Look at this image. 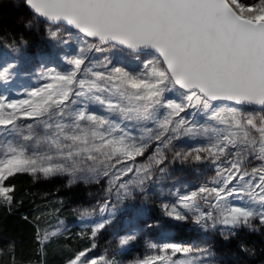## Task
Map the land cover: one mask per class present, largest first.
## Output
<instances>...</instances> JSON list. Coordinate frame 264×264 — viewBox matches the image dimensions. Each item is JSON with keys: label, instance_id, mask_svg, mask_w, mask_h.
<instances>
[{"label": "snow or ice", "instance_id": "snow-or-ice-1", "mask_svg": "<svg viewBox=\"0 0 264 264\" xmlns=\"http://www.w3.org/2000/svg\"><path fill=\"white\" fill-rule=\"evenodd\" d=\"M23 5L42 43L0 37V209L23 207L18 174L97 193L72 223V196L22 214L28 242L5 239L0 264H48L54 245L60 264H229L224 244L248 264L251 236L264 244V0Z\"/></svg>", "mask_w": 264, "mask_h": 264}, {"label": "trees", "instance_id": "trees-1", "mask_svg": "<svg viewBox=\"0 0 264 264\" xmlns=\"http://www.w3.org/2000/svg\"><path fill=\"white\" fill-rule=\"evenodd\" d=\"M27 15L23 0H0V37H3L5 32H8L10 37H18L23 34L29 40V46H34L37 43L38 32H29L25 29L23 21ZM4 44L5 41L0 39V46H4ZM12 183L16 185L17 196L24 201V204L15 215L7 214L3 209H0V243L7 238L24 237L27 244L30 229L21 219L22 214L31 212L33 215H39V210L47 211L52 207H59L62 198L67 200L72 196V201L64 208L63 215L66 220L74 221V213L71 208L75 207L77 203H88L89 200L87 187L76 188L73 186V190L70 192L62 187L61 180L57 178L33 180L27 174H18L12 178ZM75 230L74 228L73 232ZM251 240L256 241L257 254L247 258L248 264H260L264 259V244L260 243L259 234L251 236ZM71 243L75 245L77 241L73 240ZM25 250L27 251V248ZM138 250H141V247ZM216 250L229 264L234 259L233 249L230 245H221ZM60 261L59 246L54 245L48 254V264H60Z\"/></svg>", "mask_w": 264, "mask_h": 264}, {"label": "rangeland", "instance_id": "rangeland-1", "mask_svg": "<svg viewBox=\"0 0 264 264\" xmlns=\"http://www.w3.org/2000/svg\"><path fill=\"white\" fill-rule=\"evenodd\" d=\"M42 43V41H41V39H40V33L38 32V38H37V43L36 44H34V46H30V47H32V48H35V47H37L38 45H40ZM4 46H0V48H3ZM28 175V174H27ZM177 175H178V177H180L182 180H184L185 182H188V181H194V179H195V177L194 176H192V175H188V174H184V173H177ZM181 175H183L182 177H181ZM30 176V175H29ZM87 193H88V203H92V202H94V200H93V197L96 195V193H97V188L96 187H87ZM89 193H91V195H89ZM72 208H74V207H72ZM72 208H71V211H72ZM73 213V212H72ZM74 219H76V217H75V214H74ZM68 221V220H67ZM69 223H72L73 221H68ZM76 229V228H75ZM76 231H78V229H76L75 230V232ZM109 239V237L108 236H105V238H104V240L103 241H101V247L98 249V251L100 252V253H102L103 252V249H104V247L106 246V241ZM138 251H140L141 253H143L144 252V247H143V245L141 246V250H138ZM261 264V263H260Z\"/></svg>", "mask_w": 264, "mask_h": 264}]
</instances>
